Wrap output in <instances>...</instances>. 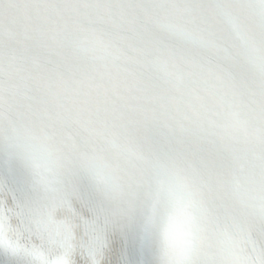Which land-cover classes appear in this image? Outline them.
<instances>
[{"label":"snow or ice","instance_id":"obj_1","mask_svg":"<svg viewBox=\"0 0 264 264\" xmlns=\"http://www.w3.org/2000/svg\"><path fill=\"white\" fill-rule=\"evenodd\" d=\"M0 264H264V0H0Z\"/></svg>","mask_w":264,"mask_h":264}]
</instances>
